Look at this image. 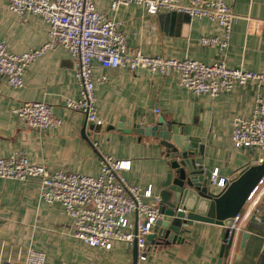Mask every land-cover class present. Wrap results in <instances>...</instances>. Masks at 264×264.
Returning <instances> with one entry per match:
<instances>
[{
    "label": "crops",
    "instance_id": "crops-1",
    "mask_svg": "<svg viewBox=\"0 0 264 264\" xmlns=\"http://www.w3.org/2000/svg\"><path fill=\"white\" fill-rule=\"evenodd\" d=\"M224 1L241 16L226 49L228 66L264 72V0ZM97 5L122 22L128 54L140 50L146 55L204 63L220 54L217 45L200 42L203 36H224L223 28L209 18L164 11L150 14L141 4L114 12L108 0H98ZM48 29L41 15L20 16L10 10L7 0H0V38L11 52L41 47L48 40ZM93 74L108 76L107 82L95 85L102 125L66 107L68 98L80 96V84L72 55L62 45L28 67L21 88L1 79L0 158L22 151L32 163L50 171L94 176L100 172L103 155L130 160V170L123 172L127 182L151 187L153 196L146 200L157 204L155 196L171 183L174 169L160 139L141 133L137 126L154 125L159 118L176 124L198 149L194 158L208 176L218 168L220 176L229 179L260 156L257 149L236 148L232 133L237 118L251 117L256 97L264 100V86L237 85L213 97L194 94L174 74L143 68L132 73L124 67H103L95 60ZM29 101L52 104L61 126L40 131L20 120L13 109ZM39 189L36 177L24 181L0 178V264L24 262L30 248L45 252L51 264H217L225 243V226L191 222L181 239L161 243L157 237L146 259L137 256L135 262L134 248L127 242L115 241L106 249L89 246L74 236L63 205L42 201ZM213 189L218 194L224 190L216 185ZM260 209L264 216V196ZM222 264H264V220L242 222V231L226 244Z\"/></svg>",
    "mask_w": 264,
    "mask_h": 264
},
{
    "label": "built area",
    "instance_id": "built-area-1",
    "mask_svg": "<svg viewBox=\"0 0 264 264\" xmlns=\"http://www.w3.org/2000/svg\"><path fill=\"white\" fill-rule=\"evenodd\" d=\"M10 10L20 16L41 15L49 25L48 40L38 48L22 53L9 50L6 40L0 38V80H6L14 88L24 85L28 67L57 45L65 47L74 60L75 75L80 84V96L68 98L66 107L83 112L87 120L97 125L103 121L98 114L96 83L108 81L106 74L95 77L94 61L103 67L127 68L135 73L148 69L153 73L174 74L180 85L196 95L216 97L229 92L237 85L254 83L264 86V72L231 68L226 61L233 25L241 18L224 0H108L109 8L117 12L122 6L144 5L150 14L175 12L190 17H206L217 22L224 36H203L202 45H217L219 56L211 63L195 59L163 58L146 55L137 50L128 54L127 36L122 22L107 15L97 5L98 0H7ZM159 112V109H156ZM14 114L28 126L43 131L58 128L62 120L52 104L29 101L13 109ZM232 140L236 148L257 149L258 164L264 163V100L256 97L251 117L234 121ZM197 165H199L197 163ZM131 161L111 155L101 158L97 175L50 171L46 166L32 163L25 152L16 151L0 158V178L27 180L40 179L39 197L46 203L60 202L71 218L73 234L89 246L110 249L115 241L137 243L138 256L145 260L151 245L148 236L154 232L164 216L159 207L160 196L151 198L152 188H142L127 182L124 171L130 170ZM212 185L226 189L229 180L220 176L219 169L209 176ZM264 196V176L253 188L243 209L227 225L231 230L225 239L230 244L242 231V222L253 219L263 222L260 202ZM3 264H51L43 251L30 248L24 262L7 261Z\"/></svg>",
    "mask_w": 264,
    "mask_h": 264
},
{
    "label": "water",
    "instance_id": "water-1",
    "mask_svg": "<svg viewBox=\"0 0 264 264\" xmlns=\"http://www.w3.org/2000/svg\"><path fill=\"white\" fill-rule=\"evenodd\" d=\"M137 128L143 134L160 139L174 169L171 183L160 191L159 207H163L164 216L148 236L147 244H153L157 237L161 239V243L176 242L184 232L189 231L191 222L225 226L226 239L231 232L227 225L243 209L247 197L264 176V163L258 164L256 159L252 160L250 165L235 172L228 179L226 189L218 194L203 165H197L194 156L198 154V149L191 146L187 136L180 132L176 124L159 118L154 125ZM133 248L136 262L137 243ZM225 249L226 242L221 247L217 264H222Z\"/></svg>",
    "mask_w": 264,
    "mask_h": 264
},
{
    "label": "rangeland",
    "instance_id": "rangeland-1",
    "mask_svg": "<svg viewBox=\"0 0 264 264\" xmlns=\"http://www.w3.org/2000/svg\"><path fill=\"white\" fill-rule=\"evenodd\" d=\"M160 209H161V211H162V210H163V207L161 206Z\"/></svg>",
    "mask_w": 264,
    "mask_h": 264
}]
</instances>
